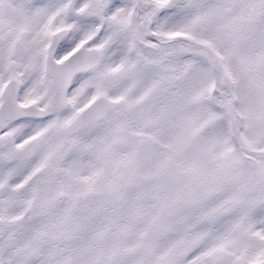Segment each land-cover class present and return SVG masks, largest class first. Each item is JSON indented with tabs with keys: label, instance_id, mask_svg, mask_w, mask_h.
Returning a JSON list of instances; mask_svg holds the SVG:
<instances>
[{
	"label": "snow or ice",
	"instance_id": "1",
	"mask_svg": "<svg viewBox=\"0 0 264 264\" xmlns=\"http://www.w3.org/2000/svg\"><path fill=\"white\" fill-rule=\"evenodd\" d=\"M0 264H264V0H0Z\"/></svg>",
	"mask_w": 264,
	"mask_h": 264
},
{
	"label": "rangeland",
	"instance_id": "2",
	"mask_svg": "<svg viewBox=\"0 0 264 264\" xmlns=\"http://www.w3.org/2000/svg\"><path fill=\"white\" fill-rule=\"evenodd\" d=\"M169 149L167 147L166 141H162L156 146V154L153 159V170L152 177L149 182H143L139 187L141 190H148L154 193H163L164 191L174 190L177 173L186 170L189 166L195 164L196 155L193 151L186 149L177 160L178 166L172 170L169 169L168 173L162 175L157 172V165L159 162L166 158V154Z\"/></svg>",
	"mask_w": 264,
	"mask_h": 264
},
{
	"label": "flooded vegetation",
	"instance_id": "3",
	"mask_svg": "<svg viewBox=\"0 0 264 264\" xmlns=\"http://www.w3.org/2000/svg\"><path fill=\"white\" fill-rule=\"evenodd\" d=\"M153 159L154 158H152L146 164L142 165L141 168H140V172H141V174L143 176V182H149V179L152 177ZM177 166H178V164H175L174 167L172 168V170H174ZM134 187H135V185H134Z\"/></svg>",
	"mask_w": 264,
	"mask_h": 264
},
{
	"label": "water",
	"instance_id": "4",
	"mask_svg": "<svg viewBox=\"0 0 264 264\" xmlns=\"http://www.w3.org/2000/svg\"><path fill=\"white\" fill-rule=\"evenodd\" d=\"M151 155V154H150ZM147 159V158H146Z\"/></svg>",
	"mask_w": 264,
	"mask_h": 264
}]
</instances>
